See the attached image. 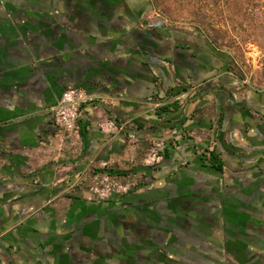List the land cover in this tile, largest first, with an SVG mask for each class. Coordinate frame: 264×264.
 I'll return each instance as SVG.
<instances>
[{"label": "crops", "instance_id": "1", "mask_svg": "<svg viewBox=\"0 0 264 264\" xmlns=\"http://www.w3.org/2000/svg\"><path fill=\"white\" fill-rule=\"evenodd\" d=\"M153 12L0 0V264H264V87L185 55ZM141 25L176 52L140 51ZM75 85L99 98L63 130L51 107ZM94 171L139 183L99 199Z\"/></svg>", "mask_w": 264, "mask_h": 264}, {"label": "rangeland", "instance_id": "2", "mask_svg": "<svg viewBox=\"0 0 264 264\" xmlns=\"http://www.w3.org/2000/svg\"><path fill=\"white\" fill-rule=\"evenodd\" d=\"M241 3L243 8L239 5ZM154 24L190 33L227 70L264 87V0H151ZM95 172L89 175L92 176Z\"/></svg>", "mask_w": 264, "mask_h": 264}, {"label": "built area", "instance_id": "3", "mask_svg": "<svg viewBox=\"0 0 264 264\" xmlns=\"http://www.w3.org/2000/svg\"><path fill=\"white\" fill-rule=\"evenodd\" d=\"M98 98L97 94L82 86L68 87L63 92L59 102L51 107L55 124L63 130H76L81 108ZM102 128L107 132H111L116 128L122 131L127 130L125 124H120L115 120H107L102 124ZM130 133L132 132L130 131ZM164 147V141H155L145 159V164L155 166L161 162L164 158ZM90 180V182H87L89 190L99 199H107L114 194L130 193L139 183L138 179L123 181L110 173L102 171L95 172L90 176Z\"/></svg>", "mask_w": 264, "mask_h": 264}, {"label": "flooded vegetation", "instance_id": "4", "mask_svg": "<svg viewBox=\"0 0 264 264\" xmlns=\"http://www.w3.org/2000/svg\"><path fill=\"white\" fill-rule=\"evenodd\" d=\"M161 27H164V26H161ZM142 28L143 26L141 25V29H138L136 33L133 34L134 41L138 43V45L140 46V51H142L144 47H148L149 52H153L154 54H158L159 52H161L163 54L171 55V54H174V52H176V50L169 48L168 43L165 41L163 37V34L157 31L152 32L147 29L144 30ZM170 30L175 32V34L178 33L177 40L180 41L182 48L185 49V51H183L185 55L191 56L198 49V52L200 55H202L203 57L211 58V60L215 64L213 66V70L216 69L217 72L220 70L226 71V70H223L222 65L219 66L216 63L217 62L216 60H218V54L215 51L212 53L208 52L206 50L207 48H203V46H201V44L198 41L192 39L189 35L190 33L188 32L175 30L174 28H170ZM152 35H154L153 40L151 39ZM184 73L185 72H183V74Z\"/></svg>", "mask_w": 264, "mask_h": 264}, {"label": "trees", "instance_id": "5", "mask_svg": "<svg viewBox=\"0 0 264 264\" xmlns=\"http://www.w3.org/2000/svg\"><path fill=\"white\" fill-rule=\"evenodd\" d=\"M226 1H228V0H226ZM216 4H218V0H217ZM242 4L243 3H241V2L239 4L241 6V8H243ZM177 104H178V101H174V102L162 105L161 109L162 110H170L172 107L176 108ZM80 132L83 133V130L81 129ZM210 161L214 165V167H216L218 169H221V170L223 169V163H222L221 159L219 158L218 154L215 151L211 152Z\"/></svg>", "mask_w": 264, "mask_h": 264}]
</instances>
